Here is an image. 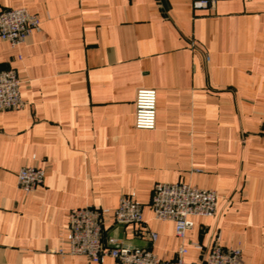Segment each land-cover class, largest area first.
Wrapping results in <instances>:
<instances>
[{"label": "crops", "instance_id": "obj_1", "mask_svg": "<svg viewBox=\"0 0 264 264\" xmlns=\"http://www.w3.org/2000/svg\"><path fill=\"white\" fill-rule=\"evenodd\" d=\"M194 1L0 0L40 19L18 47L0 40V69L16 71L26 103L0 110V264H118L58 250L72 208L113 210L131 191L157 239L111 216L104 238L176 258L174 223L150 207L158 182L219 194L215 215L193 217L187 261L218 241L264 264V0ZM140 87L156 90L154 129L135 127ZM24 166L45 170L30 193Z\"/></svg>", "mask_w": 264, "mask_h": 264}, {"label": "built area", "instance_id": "obj_2", "mask_svg": "<svg viewBox=\"0 0 264 264\" xmlns=\"http://www.w3.org/2000/svg\"><path fill=\"white\" fill-rule=\"evenodd\" d=\"M219 0H195L196 8L213 7ZM40 29L38 15L26 8L0 10V40L18 47L36 30ZM21 79L14 69H0V110L21 109L25 106L20 91ZM157 93L154 88L140 87L135 97V127H156ZM18 185L26 193L40 186L45 170L24 166L18 171ZM219 194L214 189L201 188L186 182H158L153 185L150 207L157 220L172 221L175 233L181 239L178 255L163 259L148 247L124 243L115 235L104 238L105 217L111 216L113 224L142 227L140 233L155 241L157 233L149 230L143 218V203L131 191L121 196L118 206L111 210L101 205L74 207L69 211L68 230L61 254L84 255L90 262H102L112 257L118 264H244L240 247L224 248L216 241L199 262L187 261L185 244L187 232L193 227L194 216H213L217 211ZM144 227V228H143ZM204 250L199 242L190 243Z\"/></svg>", "mask_w": 264, "mask_h": 264}]
</instances>
